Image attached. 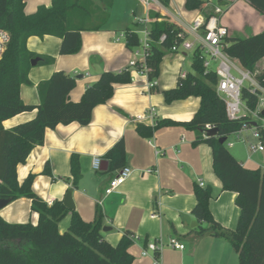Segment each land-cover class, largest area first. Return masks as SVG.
Here are the masks:
<instances>
[{"label":"crops","instance_id":"1","mask_svg":"<svg viewBox=\"0 0 264 264\" xmlns=\"http://www.w3.org/2000/svg\"><path fill=\"white\" fill-rule=\"evenodd\" d=\"M25 1L28 15L34 14L40 6L50 7L52 4V0ZM219 3H228L221 21L229 30V39H244L264 32V0H219ZM211 5L215 4L211 2ZM177 8L179 15L175 17L181 23H191L198 14L194 10L197 14L188 20L187 14ZM124 32L107 25L99 31H84L82 49L75 55L60 54L62 40L58 37L29 38L27 47L32 53L54 61L49 65H40L39 62L32 66L29 72L32 85L21 86V99L25 104L37 107L40 104L38 85L48 81L55 72L65 71L77 81L70 100L79 102L88 86L95 84L102 73H118L129 67L133 53L127 48L125 39H119ZM190 53L165 55L155 92L150 90L147 76L131 70V83L115 85L112 99L94 109L90 125L74 122L48 129L44 145L36 147L26 163L18 167L20 183L30 174L36 175L33 189L49 205L57 200L64 201L71 192L75 210L84 221H93L101 211L103 227L111 228L102 234L111 245L116 246L127 233L137 237L130 248L133 264H156V253L142 255L150 243L163 244L161 264H240L229 240L199 233L200 227L208 228L209 225L200 223L193 214L197 203L195 189L201 182L205 186L200 187L213 190L210 210L224 229L236 230L241 214L236 202L238 195L225 191L214 172L212 148L205 142H197L202 138L200 133L182 124L194 118L201 100L192 96L168 104L164 97L165 91L177 86L180 77L190 73L185 68ZM260 62L264 65V59ZM151 111L153 117H150ZM36 114L37 110L20 114L4 122V126L11 129L33 119ZM142 116H145L144 120H137ZM162 120L176 124L155 131L151 137H143L137 131L140 124L154 127ZM243 135L247 142L253 140L251 130ZM119 141L125 143V167H130L133 174L115 193L106 195L110 181L122 169H110L106 154ZM232 154L245 168H258L257 155L249 159L246 145H241ZM73 155L79 157L82 173L77 187L73 186ZM96 156L103 161L99 172L92 167ZM48 164L52 176L43 174ZM0 215L9 223L32 222L37 225L39 221V214L32 211V200L25 197L12 201L0 211ZM62 221L66 222L64 227L66 224L69 228L71 215ZM194 221L198 226L193 228ZM173 238L185 245L184 250L169 245Z\"/></svg>","mask_w":264,"mask_h":264},{"label":"trees","instance_id":"2","mask_svg":"<svg viewBox=\"0 0 264 264\" xmlns=\"http://www.w3.org/2000/svg\"><path fill=\"white\" fill-rule=\"evenodd\" d=\"M52 0L50 7L40 6L31 15L26 14L25 0H0V27L7 30L11 41L0 63V199L15 201L25 197L32 200V211L39 214L37 225L32 222L9 223L0 215V264H133L134 256L130 248L134 243L133 235L125 234L116 246L104 239V215L98 211L91 222L82 219L76 210L66 208L64 201L46 203L33 189L36 175L30 174L22 183L18 180V167L26 163L31 152L44 145L46 131L59 125L74 122L88 126L92 122L94 109L106 104L114 96L117 84H129L131 71L127 68L118 73L104 72L100 79L88 86L79 102L70 100V93L76 87V78L65 71H57L48 81L38 85L40 104L37 107L27 105L21 99V86L32 85L29 72L31 61L40 58L32 53L27 42L31 37L54 36L62 40L60 54L75 55L82 49V32L99 31L109 22L113 0ZM167 2V0H165ZM204 0H186L189 11L203 9ZM94 6V7H93ZM151 33L153 41L147 65L148 77L157 81L160 65L178 35L181 27L164 12L153 10L151 13ZM126 46L133 50L140 46V35L134 28H127ZM165 36L166 39L161 41ZM225 52L237 59L242 67L251 71L264 59V32L249 38L226 40ZM54 61L42 58L40 65H49ZM193 72L180 77L175 88L164 92L165 101L172 104L195 96L201 105L190 122L182 123L189 129L200 133L207 126L219 130L218 137L198 140L205 142L213 152V168L223 184L225 191L238 195L237 205L241 210L236 230L224 229L213 217L210 200L213 198L211 187L195 189L197 203L193 210L200 223L208 228H199L200 234L209 233L226 238L233 245L240 264H264V171L245 168L221 144L220 137H226L250 127L249 117L230 120L226 105L217 93L218 79L214 72H207L200 52L193 54ZM264 83V68L259 74ZM152 92L157 90L153 87ZM242 100L251 110L259 102V93L249 88L242 91ZM37 110L36 116L11 129L4 122L20 114ZM171 120H162L154 127L138 125L137 131L143 137H151L155 131L175 125ZM264 135V131L262 132ZM196 142V143H197ZM110 169L124 168L127 154L124 141H119L107 154ZM73 186L77 187L82 173L79 157L71 159ZM52 176L50 165L43 172ZM71 215L70 226L60 232L59 223Z\"/></svg>","mask_w":264,"mask_h":264},{"label":"built area","instance_id":"3","mask_svg":"<svg viewBox=\"0 0 264 264\" xmlns=\"http://www.w3.org/2000/svg\"><path fill=\"white\" fill-rule=\"evenodd\" d=\"M146 7V13L143 16H135V25H144L143 31L135 32L140 35V46L131 50L133 53V59L131 60L128 69L136 71L138 74L145 75L148 78V85L150 90L157 86V81H152L148 77L150 71L147 65V58L152 46L151 33V13L153 10H160L164 12L173 22L177 23L182 32L178 35V40L174 42V45L170 49V53L181 52H200L201 59L203 60L204 68L207 72H214L217 76L218 83L216 86L217 93L221 99L224 100L226 105L227 116L230 120H238L241 117H249L250 127L244 126L240 131L235 132L237 142H229V137L226 136L227 148H233L238 143L246 144L247 140L243 133L245 131H252V141L248 142V154L249 159L258 154L264 155V83L259 79V74L255 71H251L242 67L240 62L229 56L225 52L227 47L226 40L229 37V30L222 24L221 16L224 13L225 6L220 3L211 5V2H207L203 9L197 10L198 14L191 23H181L177 20L175 15H179V9L174 5L175 0H142ZM172 4L174 9L171 8ZM119 39H126L125 32L122 33ZM163 36L161 41L165 40ZM11 41L9 32L0 27V63L8 50ZM216 66L214 69L213 67ZM235 72L238 74L236 75ZM183 75L182 77H185ZM249 83V88L253 93H259V102L255 110H251L242 100V91L245 87V83ZM152 91V90H151ZM243 109L246 111L243 114ZM154 113L151 111L150 117H153ZM145 116L138 117L137 120L142 121ZM252 123H256L257 126H252ZM213 129L211 126H207L206 130L202 131V139H207L208 131ZM160 154V151H157ZM102 158L94 157L93 170L99 172L102 170ZM264 171V162L258 165L257 169ZM151 172V171H149ZM133 174V170L130 167L122 168L118 174L110 181L108 187L105 190L106 195L115 193L123 184H125ZM200 186L204 187V183L201 182ZM134 240L137 237H133ZM169 245L178 250H184L185 245L178 239L173 238L169 241ZM163 248L162 243H150L147 248L143 250L142 255L147 256L150 252H154L157 255L156 264L160 262V252Z\"/></svg>","mask_w":264,"mask_h":264},{"label":"rangeland","instance_id":"4","mask_svg":"<svg viewBox=\"0 0 264 264\" xmlns=\"http://www.w3.org/2000/svg\"><path fill=\"white\" fill-rule=\"evenodd\" d=\"M113 7L110 10V19L109 22L107 24V26L110 29L113 30H118V31H122V30H126L127 28L131 27L134 29H137L138 31H143L144 30V25H135V16L134 14H137L138 16H143L146 13V7L143 4L142 0H113ZM206 2H212L214 4H218L219 0H204ZM94 6L98 4L97 0H92ZM174 5H177L181 11L185 12L187 14L188 20L192 19L193 16H195L197 14V12L194 11H189L186 9L185 6V0H175ZM174 5L172 4L171 8L174 9ZM93 6V7H94ZM189 59L186 62V66L185 68L192 72V67H191V62L193 61V53L191 52L189 55ZM263 62V61H262ZM262 62H259L257 64V66L255 67V72L263 69L264 65L261 64ZM214 69L216 68V66L213 67ZM236 75H238L235 72ZM249 85V83H245V87H247ZM246 111L243 109V114ZM229 142H237L236 137L234 135H231L229 137ZM241 145L245 146L246 145V151H248V145L249 143L247 142L246 144H242V143H238L236 144L235 147L233 148H229V151L231 153H235L237 152L238 148L241 147ZM227 146V145H226ZM244 148V147H243ZM256 161L258 162L259 165L263 164L264 162V155H257L256 156ZM64 221L60 222L59 225V229L61 230V232H65L68 229V226L65 224L64 227Z\"/></svg>","mask_w":264,"mask_h":264},{"label":"water","instance_id":"5","mask_svg":"<svg viewBox=\"0 0 264 264\" xmlns=\"http://www.w3.org/2000/svg\"><path fill=\"white\" fill-rule=\"evenodd\" d=\"M222 6L228 5V3H221ZM41 61V58H36L34 60L31 61V65L32 66H37L39 64V62ZM80 78V77H79ZM262 115L264 116V111L262 113ZM252 126L256 127L257 124L256 123H252ZM219 136V130L217 128H213L211 130L208 131V137H218ZM221 144H225L227 141V137H220L219 139ZM106 164V163H105ZM12 202L11 199H0V211L2 209H4L5 207H7L10 203ZM64 204L66 206L67 209L69 210H75L76 206L72 197V193L68 192L66 197L64 198ZM198 226V223L196 221L193 222L192 227H196ZM111 228L110 227H103V232H108L110 231Z\"/></svg>","mask_w":264,"mask_h":264}]
</instances>
